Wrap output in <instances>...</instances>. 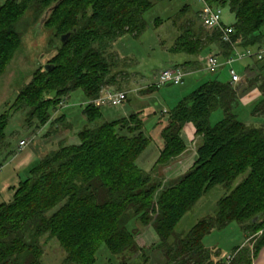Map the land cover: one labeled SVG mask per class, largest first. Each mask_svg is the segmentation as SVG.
<instances>
[{
    "label": "trees",
    "instance_id": "16d2710c",
    "mask_svg": "<svg viewBox=\"0 0 264 264\" xmlns=\"http://www.w3.org/2000/svg\"><path fill=\"white\" fill-rule=\"evenodd\" d=\"M161 1L0 0V77L21 49L27 27L50 29L51 44L57 47L49 68L40 65L20 92L18 110L27 107L29 122L35 118L41 128L52 118L51 109L81 89L88 98L83 114L90 124L79 131V144L61 145L34 160L13 199L0 204V264H44L43 237L58 241L67 264H95L103 243L119 264H146L153 247L141 246L137 237L147 227L157 234L155 247L168 264H225L220 252L203 240L232 223L256 239L252 246H236L227 264H253L264 247V123L248 125L236 111L240 96L256 87L260 96L251 115L264 117V59L251 58L260 74L246 86H233L231 76L209 80L179 101L161 129L163 145L149 169L137 163L151 143L141 112L98 123L103 113L93 101L115 80L108 48L125 34L141 36L147 27L145 13ZM207 2L229 8L233 20L222 24L233 27V44L223 42L218 29L206 28L197 12L170 49L193 56L177 67L199 70L205 50L218 48L225 59L235 48L264 47V0ZM188 11L184 7L178 15ZM66 34L70 36L63 41ZM217 110L224 116L212 124ZM61 118L65 115L48 124ZM7 124L3 114L0 144ZM188 124L201 139L194 163L179 176L158 182L159 168L187 150L183 134ZM216 185L229 191L218 201L215 215L184 236L176 234L184 216Z\"/></svg>",
    "mask_w": 264,
    "mask_h": 264
},
{
    "label": "rangeland",
    "instance_id": "374dc122",
    "mask_svg": "<svg viewBox=\"0 0 264 264\" xmlns=\"http://www.w3.org/2000/svg\"><path fill=\"white\" fill-rule=\"evenodd\" d=\"M203 6L200 0H165L158 2L145 13L144 18L147 27L141 36L135 37L131 34H125L119 37L113 43V46L107 50L106 55L112 64V75L115 78L110 86L120 91L130 90L127 92L129 100L125 102L127 103L126 107L125 103L117 107L108 104L100 106L103 116L98 123L120 118L124 115V111L128 115L135 112L142 113L141 118L145 122V130L148 136L151 137L150 145L137 161L142 168L149 169V166L151 167V164L155 162L159 149L163 145L161 129L168 122L170 111L179 101L209 80H229L231 67L245 73L244 63L249 59L251 60V58H247L244 61H238L233 65L223 67L216 73L206 71L203 60L199 71L189 73L183 84L155 85L161 71L170 67L181 66L177 63L193 58V56L185 54L171 53L170 49L174 46L177 36L182 32V27L188 24L189 18H196L195 14L200 12ZM184 7L189 8L188 14L178 15ZM222 18L226 23L233 20L229 8H223ZM158 19H160L159 24H157ZM44 29L35 31L31 27H27L24 30L21 49L0 77V117L4 114L8 118L6 138L0 144V204L13 199L19 181L27 176L26 169L18 172L15 165L20 140L30 141L26 147L27 149L32 148L35 152H43L42 154L45 155L61 145L79 144V131L90 126L83 114L88 98L81 89L65 96L62 104L56 110L51 109L52 118L48 123L52 122L54 118L58 119L61 115H65V119L61 118V122H54L53 124L47 123V127L40 128L35 118L29 122L27 116L29 109L27 107L18 110L19 107L16 104L20 92L30 82L32 73L40 65H47L57 51V47L51 44L52 34L50 29ZM262 31L264 32V27ZM56 41L59 44L58 40ZM253 50L256 51V49ZM211 53L218 54L220 60L224 58V52L217 48L210 52L205 50L202 54L203 59H206ZM251 62L248 66L253 67V61ZM182 67L184 66L182 65ZM152 85L156 88L145 92L146 87ZM252 90L259 91L255 87L240 96V103L236 107V111L239 117L248 125L259 126L264 123V117L251 115L253 104L257 101V98L253 104L245 105L248 99L259 95L252 93ZM223 116L222 110L215 111L211 116V123L216 124ZM252 118H255L254 122ZM189 136L190 134H185V140L189 146L187 145L188 148L183 154H191V158L186 162H180L178 157L169 166L159 168L155 178L158 182L179 176L194 163L200 138L195 135L192 138ZM228 191L224 185L212 187L193 209L184 216L177 225L175 233L184 236L199 221L214 216L218 209V201ZM133 225L134 221L129 226L132 227ZM262 232H259L257 236H260ZM250 236L251 233L245 234L240 224L232 223L224 229L211 232L204 238L203 243L206 247L219 251L221 258L224 262H227V257L234 254L233 251L236 246H252V241L256 238L246 241L247 237ZM137 240L141 246L150 247V245L156 246L158 239L152 227H147L142 230ZM41 241L44 246L42 260L44 264H67L65 262V252L57 240H49L43 237ZM110 262L119 264V259L103 243L98 249L95 264H110ZM146 264H152V262L149 260Z\"/></svg>",
    "mask_w": 264,
    "mask_h": 264
},
{
    "label": "built area",
    "instance_id": "2783aa9c",
    "mask_svg": "<svg viewBox=\"0 0 264 264\" xmlns=\"http://www.w3.org/2000/svg\"><path fill=\"white\" fill-rule=\"evenodd\" d=\"M203 3V9L200 12V17L202 24L209 29H218L221 32V39L225 43L233 44L232 42V34L234 32L233 27L231 26H223V8L221 6H211L207 2V0H200ZM247 58H255L258 60L264 59V47L260 48L256 51L252 49H248L245 51H240L237 48L234 49V53L220 60V57L216 53L209 54L205 62V70L210 73H216L224 66L233 65L238 61H242ZM248 71L245 75L240 74L234 67H231L229 72L231 76V83L233 86H244L247 83V80L254 79V77L260 74L259 68L254 64V66H249ZM250 71V72H249ZM188 71L182 68L170 67L161 71L157 77V86H164L168 84H176L180 85L184 83L185 77L188 75ZM244 82H246L244 84ZM128 98L127 91H120L111 87L110 85H106L101 89L100 95L93 102L98 106L103 105H111L114 107L123 105ZM30 141L28 140H20L19 142V150L27 147ZM233 256L227 257V263L231 261Z\"/></svg>",
    "mask_w": 264,
    "mask_h": 264
},
{
    "label": "crops",
    "instance_id": "0c3cea01",
    "mask_svg": "<svg viewBox=\"0 0 264 264\" xmlns=\"http://www.w3.org/2000/svg\"><path fill=\"white\" fill-rule=\"evenodd\" d=\"M254 60V59H253ZM252 59L250 60H247V62L246 63H244V67H246L245 68V71H246V69H248V65L249 64H251L252 62L251 61H253ZM244 61V60H243ZM240 62V61H239ZM176 68V67H175ZM177 68H180V67H177ZM182 69L184 68V70H186V68L185 67H181ZM237 70V69H236ZM197 71H199V70H195V71H188V73H192V72H197ZM238 71V70H237ZM239 72V71H238ZM248 71H246L245 73H243V72H239L240 74H242V75H245L246 73H247ZM250 72V71H249ZM246 82H244V84H245ZM152 86H154V85H152ZM152 86H149V87H146V88H151ZM246 86V85H245ZM135 91H136V89H134ZM127 92H129L130 90H126ZM253 91V92H252ZM251 92L252 93H254V94H259V95H257L255 98H251V99H248L247 100V102L245 103V105H249L250 103H252L253 104V102L255 101V99L256 100H258L259 99V96H260V92L259 91H256V90H252ZM129 98V97H128ZM127 98V102H128V99ZM256 102V101H255ZM254 102V103H255ZM126 104L127 103H125L124 105H125V107H126ZM243 105H244V103H243ZM127 111V110H126ZM125 113V111H124V115L123 116H121V117H127V116H129L128 114H126ZM113 120V119H112ZM252 120H253V122H254V120H255V118H252ZM47 127V126H46ZM190 128V129H189ZM41 130V129H40ZM186 133H188V134H190V138H192L193 137V135H195V136H197L196 134H195V128H194V126L192 125V124H188L186 127H185V129H184V134H183V136H184V138H185V134ZM188 137V138H189ZM201 139H199V141H200ZM189 142V141H188ZM187 143V142H186ZM188 145V144H187ZM189 146V145H188ZM189 150V149H188ZM43 152H35L34 151V149H32V148H29V149H27L26 147L25 148H23L22 150H19V153L17 154V156L15 157V160H16V162H15V165H16V167H17V171L18 172H20L21 170H24V169H28L29 167H30V165L34 162V160H36L37 158H40L41 156H43V154H42ZM189 158H191V154H187V153H185V154H183L181 157H179V159H180V162H186ZM196 159V158H195ZM195 159H194V161H195ZM156 160V159H155ZM252 237H253V235H251L250 237H247V239H246V241H250L251 239H252ZM157 239H158V237H157ZM157 242H158V240H157ZM241 246H244V245H241ZM245 246H247V245H245ZM150 247L152 248L153 247V249L152 250H150L149 252H150V261L152 262V264H168L167 263V259H166V257H165V255L163 254V252L162 251H160L159 249H157L155 246H153V245H150ZM259 257V258H258ZM258 258V259H257ZM224 261V260H223ZM225 264H227V262H224ZM110 264H114L113 262H110ZM253 264H264V247L262 248V250L259 252V254H258V256L256 257V258H254V260H253Z\"/></svg>",
    "mask_w": 264,
    "mask_h": 264
},
{
    "label": "water",
    "instance_id": "95a60500",
    "mask_svg": "<svg viewBox=\"0 0 264 264\" xmlns=\"http://www.w3.org/2000/svg\"><path fill=\"white\" fill-rule=\"evenodd\" d=\"M70 36V34H66V35H63L62 36V40L63 41H66V39L68 38ZM49 68V65H46V69H48ZM257 219H255V221H256Z\"/></svg>",
    "mask_w": 264,
    "mask_h": 264
}]
</instances>
